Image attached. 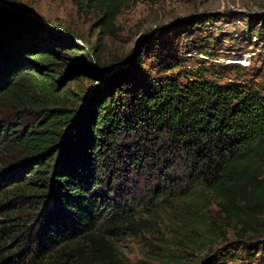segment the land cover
I'll return each mask as SVG.
<instances>
[{"label":"trees","instance_id":"16d2710c","mask_svg":"<svg viewBox=\"0 0 264 264\" xmlns=\"http://www.w3.org/2000/svg\"><path fill=\"white\" fill-rule=\"evenodd\" d=\"M76 1L109 34L129 2ZM20 7L0 0V264H125L117 243L151 222L196 233L206 215L178 206L203 194L222 243L196 264H264V84L183 55L138 83L149 36L131 63H94L99 84L80 95L61 56L76 36ZM136 179L152 182L150 199L133 198Z\"/></svg>","mask_w":264,"mask_h":264},{"label":"rangeland","instance_id":"374dc122","mask_svg":"<svg viewBox=\"0 0 264 264\" xmlns=\"http://www.w3.org/2000/svg\"><path fill=\"white\" fill-rule=\"evenodd\" d=\"M18 4L25 13L76 36L73 45L76 51L63 48L61 56L64 70L77 73L78 80L72 87L80 95L99 84V72L92 68L94 63L98 67L118 61L131 63L130 55L149 36L150 41L141 52L142 69L134 76L138 83L146 72L154 73L160 70L159 65L183 55L189 59L186 65L189 67L196 66L198 60L205 62V66L228 65L229 69H236L233 64H238L243 68L241 73L225 72L227 78L237 76L246 83L264 84V0H129L115 20L113 34L98 26L102 13L96 6L79 7L76 0H18ZM48 39L43 35L36 41L40 44ZM84 49L87 53L81 51ZM3 117L16 122L15 114ZM137 181L133 198L147 195L150 199L152 182ZM189 189L188 184L181 183L172 193L182 195ZM196 196L193 206L184 207L185 203L178 206L179 211L185 208L189 215L194 207L206 215V222L196 228V233L166 218L163 224L151 222L146 229L123 236L117 243L123 263L196 264L217 248L222 243L221 234L210 232L207 226L213 221L217 224L215 228H222L217 207L210 198L205 200L204 194L201 203ZM134 200L130 202L134 204ZM206 206L210 207L202 209ZM226 233L227 239L235 238L233 231Z\"/></svg>","mask_w":264,"mask_h":264},{"label":"built area","instance_id":"2783aa9c","mask_svg":"<svg viewBox=\"0 0 264 264\" xmlns=\"http://www.w3.org/2000/svg\"><path fill=\"white\" fill-rule=\"evenodd\" d=\"M243 65V64H242Z\"/></svg>","mask_w":264,"mask_h":264}]
</instances>
